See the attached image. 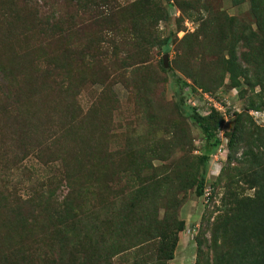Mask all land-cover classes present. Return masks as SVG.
Listing matches in <instances>:
<instances>
[{
  "label": "rangeland",
  "instance_id": "rangeland-1",
  "mask_svg": "<svg viewBox=\"0 0 264 264\" xmlns=\"http://www.w3.org/2000/svg\"><path fill=\"white\" fill-rule=\"evenodd\" d=\"M263 211L264 0H0V264H264Z\"/></svg>",
  "mask_w": 264,
  "mask_h": 264
},
{
  "label": "trees",
  "instance_id": "trees-1",
  "mask_svg": "<svg viewBox=\"0 0 264 264\" xmlns=\"http://www.w3.org/2000/svg\"><path fill=\"white\" fill-rule=\"evenodd\" d=\"M176 81L178 80L176 79ZM181 84L184 85V83H181ZM241 120H242L241 115H238L235 118L231 132L228 135V142H227V147H228L227 161L228 163L232 161V155L236 153L241 146L242 134L245 132V128ZM195 123L198 126L203 136V140H204L203 154L198 158L200 166L202 167V172L200 174L201 176L198 179L197 185H196V194L197 196H201L203 193V187L205 184L206 166H207L206 163L208 159L215 153L216 148L220 145V140L216 137V133H215V129L218 126V124L213 125L212 123H210L207 117L206 118L196 117ZM245 157H248V155H245ZM256 164L258 166V162ZM262 165L263 163L259 162V166H262ZM32 201H33V198L29 196L26 199L22 200L21 204L28 207V206H31ZM263 215H264V211H263ZM178 224H179V228L176 229L174 233H171L166 238H162L159 241H157L158 252L163 254L161 259H159V264H164L166 261H171L173 259V251H174L175 244L177 241L178 232L183 227L182 221H178ZM259 227L260 229L264 230L263 224L260 223ZM262 238H264V235L262 236ZM256 239H261V237L256 236ZM121 244L122 243H119L117 245V248H120ZM140 245L141 244H138L137 247L133 246L128 249H125V247L120 248L118 250L116 249L117 251L114 254V256L119 255L121 253H125L132 248H138L140 247ZM10 258L11 256L8 255L6 257L5 262H9ZM69 261H71V259H69ZM59 263L61 264L62 262L59 261Z\"/></svg>",
  "mask_w": 264,
  "mask_h": 264
},
{
  "label": "built area",
  "instance_id": "built-area-1",
  "mask_svg": "<svg viewBox=\"0 0 264 264\" xmlns=\"http://www.w3.org/2000/svg\"><path fill=\"white\" fill-rule=\"evenodd\" d=\"M214 108H215L216 110H218V111H221V110L223 109L221 105H219V106H217V107L214 106ZM223 112H224V111H223ZM226 117H227V116L225 115V112H224V119H225Z\"/></svg>",
  "mask_w": 264,
  "mask_h": 264
},
{
  "label": "water",
  "instance_id": "water-1",
  "mask_svg": "<svg viewBox=\"0 0 264 264\" xmlns=\"http://www.w3.org/2000/svg\"><path fill=\"white\" fill-rule=\"evenodd\" d=\"M163 63L165 64V66H167V65H166V63H167V59H166V57L163 59Z\"/></svg>",
  "mask_w": 264,
  "mask_h": 264
}]
</instances>
